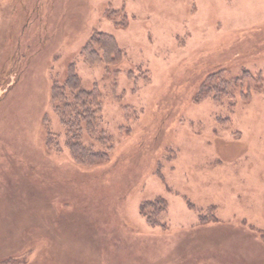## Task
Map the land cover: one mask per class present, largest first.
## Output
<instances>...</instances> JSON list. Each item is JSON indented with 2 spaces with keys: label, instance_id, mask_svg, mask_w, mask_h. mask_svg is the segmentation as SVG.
Listing matches in <instances>:
<instances>
[{
  "label": "rangeland",
  "instance_id": "rangeland-1",
  "mask_svg": "<svg viewBox=\"0 0 264 264\" xmlns=\"http://www.w3.org/2000/svg\"><path fill=\"white\" fill-rule=\"evenodd\" d=\"M97 31L116 38L118 63L82 55ZM71 64L102 93L95 133H80L109 152L100 163L75 159L52 101ZM219 70L261 74L263 87L247 100L239 83L234 99L198 98ZM7 257L0 264H264V0H0Z\"/></svg>",
  "mask_w": 264,
  "mask_h": 264
},
{
  "label": "trees",
  "instance_id": "trees-1",
  "mask_svg": "<svg viewBox=\"0 0 264 264\" xmlns=\"http://www.w3.org/2000/svg\"><path fill=\"white\" fill-rule=\"evenodd\" d=\"M82 55L88 62H105L107 65H111L118 63L123 58L124 52L112 34L97 31L91 35L83 46ZM235 83L241 85V97L247 100L254 90L262 89L263 77L261 74L254 75L250 71H244L236 80H233L226 78L225 70L214 71L208 75L202 84L198 98L202 94L204 96L212 93L217 99L224 94H229L230 98L234 99L236 95L232 93L231 87ZM69 91H71V96ZM51 97L56 111L66 125L68 133H70L68 142L75 159L84 164H94L108 160L109 152L107 150H96L91 145L84 144L80 139V133L84 128L89 133H95L99 123L102 109V93L99 87L95 85L91 89L84 88L78 72L71 64L68 67L65 80L62 82L56 80L53 83ZM100 140L108 143L105 137H100ZM158 203L165 206L164 199H160ZM158 203H145L144 209L153 208L155 210L156 208L155 213L159 212L161 208H157ZM147 214L149 218H152L153 214L150 209L147 210ZM152 222L155 223L157 220L153 219ZM11 259V257H7L0 262L6 263Z\"/></svg>",
  "mask_w": 264,
  "mask_h": 264
},
{
  "label": "bare ground",
  "instance_id": "bare-ground-1",
  "mask_svg": "<svg viewBox=\"0 0 264 264\" xmlns=\"http://www.w3.org/2000/svg\"><path fill=\"white\" fill-rule=\"evenodd\" d=\"M248 235V234H247Z\"/></svg>",
  "mask_w": 264,
  "mask_h": 264
},
{
  "label": "crops",
  "instance_id": "crops-1",
  "mask_svg": "<svg viewBox=\"0 0 264 264\" xmlns=\"http://www.w3.org/2000/svg\"><path fill=\"white\" fill-rule=\"evenodd\" d=\"M249 234V233H248Z\"/></svg>",
  "mask_w": 264,
  "mask_h": 264
}]
</instances>
